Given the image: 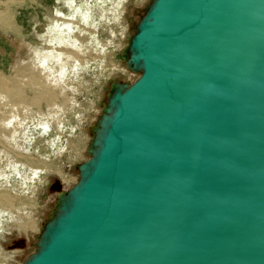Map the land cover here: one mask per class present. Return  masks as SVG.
I'll use <instances>...</instances> for the list:
<instances>
[{
	"label": "water",
	"instance_id": "obj_1",
	"mask_svg": "<svg viewBox=\"0 0 264 264\" xmlns=\"http://www.w3.org/2000/svg\"><path fill=\"white\" fill-rule=\"evenodd\" d=\"M129 52L141 74L20 264H264V0H155Z\"/></svg>",
	"mask_w": 264,
	"mask_h": 264
},
{
	"label": "rangeland",
	"instance_id": "obj_2",
	"mask_svg": "<svg viewBox=\"0 0 264 264\" xmlns=\"http://www.w3.org/2000/svg\"><path fill=\"white\" fill-rule=\"evenodd\" d=\"M80 1L75 0V6H78ZM121 1L124 2L123 6H117L121 8V16L124 15L123 18H119L120 22L114 20L112 14H109L112 18L111 21L105 20L103 24L106 25H99L98 27L86 25L85 22L77 18L73 23V27L78 40H75L73 35L68 41V38L63 37L61 33L52 30L54 18H70L74 12V9L69 7L65 0H0V129L3 121L8 116H12V122L15 119L22 118L20 123H15L17 129L14 133L11 132L9 135H3V132L0 133V137H3L7 147L3 148L0 145V184H3L6 175L15 174L13 165L15 162L19 163L15 153L23 152L28 160L34 158L32 160L34 165H38V159L43 157L46 159L56 154L55 151L50 152V141L56 136L54 129L50 130L49 134L47 132L43 133L39 122L47 121L52 126L51 128L55 125L58 129L64 130V134L69 137L83 134L80 137H75V139L82 140L84 143L75 145L76 150L70 149L72 152L70 154L67 150H64L61 157L56 163L54 162L55 165H52L54 168L51 167V169L63 171V177L56 176L54 182L58 190L53 191L48 187L49 184L37 183L38 186L30 191V196L36 195L40 198L38 199L37 212L34 213L38 227L44 221L42 215L45 207L52 203L54 196L60 193L59 187H64L63 184H66L63 178L68 175H78L79 181L82 178L83 166L81 165L92 157L99 144L97 134L90 140L88 152L85 153V150H81L85 147V143L89 141V135H87L89 128L94 123L97 131L102 130L113 110V104H110L109 98L115 90H122L130 82L128 73L122 74L120 77L109 73L110 71H120L121 65L123 66L126 63L124 58L129 57L130 38L133 35L131 28L135 33L141 17L155 0H150L149 3L140 6L133 5L135 0ZM125 2L128 3L125 4ZM127 23H129L128 26H126ZM90 29L94 32H89ZM120 29L124 30L121 31ZM111 30L116 32L114 35L112 34V45L109 44L108 48H102L97 44V41L102 44L106 43L111 38ZM59 36L63 41L53 43V37L57 39ZM73 41H75L74 45L71 44ZM120 41L121 43H119ZM55 47H65L67 49L64 51L62 62L66 64L68 69L64 67L59 69V61L52 56V53L56 52ZM105 50H108L107 54L104 53ZM46 53L49 56L42 61L48 63L45 68H41L40 63L42 61L39 60L38 54L43 56ZM104 65L108 67L104 68ZM133 67L136 69L138 66L134 64ZM59 71L68 72L59 75ZM44 72L45 76L47 74L50 76L58 75L59 82L57 86L47 88V80L45 82L30 80L32 75L39 78ZM106 76L118 81V85L111 91L103 87ZM99 91L102 92V96ZM29 162H21L24 170L31 168L32 165L28 164ZM12 180L11 178L7 185L3 184L0 187H7L12 193H16L15 189L12 188L14 186ZM41 182H44V180ZM36 189L40 191L37 192ZM26 193L27 191L24 192L25 195ZM50 194H53V196ZM49 197L52 199L50 200ZM20 210L26 212L28 207L23 205ZM56 216L57 213L53 212L52 215L45 217V221ZM10 221V219L4 220L5 228L0 230V233H5L6 227L9 225L11 228L8 230L13 231L10 236H15L18 234L19 224L13 220L11 223ZM14 223H16V226L13 225ZM29 234L36 235L35 239L30 244H27L25 239L21 241L23 243L20 244L22 250L16 251L15 257L5 260L3 263L17 264L20 261L24 262L39 250L41 243L40 245L38 243L41 236L36 234L35 231L26 235ZM16 245L14 243L13 247H17Z\"/></svg>",
	"mask_w": 264,
	"mask_h": 264
},
{
	"label": "bare ground",
	"instance_id": "obj_3",
	"mask_svg": "<svg viewBox=\"0 0 264 264\" xmlns=\"http://www.w3.org/2000/svg\"><path fill=\"white\" fill-rule=\"evenodd\" d=\"M109 1H111V2H109ZM65 2L67 3V5L69 7L74 9V12L71 14L70 18H65V17L62 19L60 17L54 18L53 19L54 25H53L52 30L54 32L56 31L58 33H61L63 37L68 38V41H70V37H72L73 35L75 36V40H78L77 39V33L74 32V27H73V23L77 18H79V20H81L82 22H85L86 25H92V26L98 27L99 25L105 26L106 24H103V21H105V20L111 21L112 18L114 20L120 22L119 18H123V16H124V15L121 16L122 15L121 14V8L117 7V6H120L124 3L121 0H118V1L117 0L116 1H114V0H81L80 3L78 4V6H75V3H74L75 0H65ZM114 2H116V4H114ZM149 2H150V0H135V1H133V5H136V6L139 5L140 6V5L147 4ZM127 3L128 2H125V4H127ZM133 7H132V9H133ZM128 12H129V10H128ZM59 14H61V12H59ZM109 14H112V18H110ZM59 22H61V23H59ZM128 25H129V23H127L126 26H128ZM119 26H120V24H119ZM123 30L124 29H122L121 31H123ZM126 30H127V27H126ZM89 32L92 33V32H94V30L90 29ZM110 32H111V38L106 43L102 44L101 42L97 41V44H99L102 48H108L109 47L108 45L111 44V41H113L112 34L114 35L116 32H114V30H111ZM131 33L133 34L132 28H131ZM120 35H122V34H120ZM61 41H63V40H61L60 36L57 39L55 37H53V39H52L53 43L54 42H61ZM115 42H113V43H115ZM74 43H75V41H73V43H71V44L74 45ZM119 43H121V41ZM55 49H56V52L52 53V56L56 57L57 60L59 61V63H60L59 69H62V67L68 69L66 64H64L62 62L64 51H66L67 49L65 47H55ZM107 51L105 50L104 53L107 54L106 53ZM48 56L49 55L47 53L43 56H40V54H38V58L40 61L48 58ZM128 59H129V57L124 58V60H126V63H124L123 66L121 65L120 71H110V73H109L110 75L115 74L117 77H120V75H122V74H126V73L129 74L130 82L124 88H122V90H120V91H123L126 87H128L131 83H133V81L136 80L139 77V74H141V72H142L141 64H136L138 67L135 69L133 67V64L131 63V61H128ZM47 63H48L47 61H44V62L42 61L40 63L41 68H45ZM106 67H108V66L104 65V68H106ZM65 72H68V71H59V75L60 74L64 75ZM105 72H107V71H105ZM57 76H58L57 74L53 75V76H50L49 74H47L45 76V72H44L43 75L39 76V78H36L35 76L32 75L30 77V80H35L36 82L37 81H44L45 82L47 80L46 87L52 88V87L57 86V84L59 82V78ZM98 84H99V82H98ZM117 85H118L117 79L113 80L110 78V76H106L105 80L103 81V87L109 91H111ZM99 94H101V96H102L101 91H99ZM112 107L114 109V105H112ZM112 112H113V110H112ZM88 115H89V113H88ZM14 118H16V117L14 116ZM12 119H13L12 116H8L4 120L5 122L3 121V124L1 125V129H0V133L3 132V135H9V133H11V132L14 133L16 131L17 127L15 125L20 123L22 118L15 119V120H13V122H12ZM89 123H90V121H89ZM39 125L41 126V130L43 133H46V132L48 133L50 130L54 129L56 136L54 137L53 140L50 139L51 141H54L53 143L50 141V143H51L50 152L55 151L56 154L53 155L52 157H48V158L45 157L46 159H44V157L41 159H38V165H34L33 161H32L34 158H31L30 160H28L23 152L15 153V155L17 156V159L19 161V163L15 162V164L13 165V170H14L15 174L11 173L9 175H6V178L2 183L4 185H7L10 182V179L12 178L13 179L12 181L14 183V186H12V188H13V190L15 189L16 193H12L9 189H7V187H3V188L0 187V230H3V228H5V226H4L5 224L3 223L4 220L10 219L11 221L13 220L17 224H19L18 234L15 236H13V235L10 236V234L13 231L8 230L11 228L9 225H7L5 233L4 232L0 233V264H7V263H3V262L5 260H9V259L15 257L16 251L22 250L20 247L21 246L20 244H23V243L21 241H24V239H25L26 243L30 244L35 239L36 235L32 236V234H29V235H31L29 237V235L28 236L26 235L27 233L35 231V233L38 234L39 236H41V239H42L43 233L45 231V225L47 224V221H45V217L49 216L50 214L52 215L53 212H56L57 215L61 212L62 203L69 198L71 189L74 187L75 183L79 181L78 175L77 176L68 175L67 177L63 178V180L66 182V184H63L64 187H59L60 193L57 196H54L52 203H50V204L48 203L49 205H47V207H45V211H43L44 214L42 213L43 214L42 216L44 217V221H42L41 224H39L40 226L38 227L34 213L37 212L36 211L38 209L37 205H39L38 199H40V198H39V196H36V195L30 196L29 194H30L31 189H33L34 187L36 188L39 183H43V184L46 183V184L50 185L48 187L53 189V191L55 189L58 190V187L55 185L54 182L56 180V176L60 175L63 177V171L51 169V167H53L52 165H55L54 162L56 163V161L61 157L62 152L64 150H67L70 154V153H72L70 151V149L76 150L75 145H80L83 142L82 140H76L75 139V137L82 136L83 135L82 133L77 135V136H74V137L72 136V134H70L72 137H69L67 134H64L65 133V132H63L64 130L62 131V130L58 129V127H55V125L53 128H51L52 126L49 125V123L47 121H41V122H39ZM107 125H108V119H107L106 124H104V127L102 128V130L97 131V128L95 127L94 123L91 124L92 127L90 126L89 132L87 133V135H89V141L87 139L88 142L85 143V147L81 148V150H85V153L88 152V150L90 149V143H91L90 140L92 138H94L95 135H97V134L99 137V142H98L99 143L98 147H99L104 128ZM67 131H68V129H67ZM75 132H77V131H75ZM51 135H53V134H51ZM12 137H14V136H12ZM0 145L3 146V148H7L5 145V142L3 141L2 136L0 137ZM97 151H98V148H97ZM96 152L93 155H95ZM40 157H42V156H40ZM70 160H72V159H70ZM27 161H30L28 164H31L32 166H31V168H29V170H24V166L22 163L27 162ZM5 174H7V173H5ZM42 179L44 180V182H41V181H43ZM51 180H53V182H51ZM3 184H0V185H3ZM25 191H27L26 195L24 194ZM39 191L37 190V192H39ZM50 195L53 196V194H50ZM49 199L51 200L52 198L49 197ZM49 199H48V201H49ZM23 205H26L28 207V211L23 212L22 210H20ZM44 206H45V204H44ZM11 221H10V223H11ZM16 223H14L13 225L16 226ZM14 243L17 244L16 245L17 247H13ZM20 263H22V262L20 261L17 264H20Z\"/></svg>",
	"mask_w": 264,
	"mask_h": 264
}]
</instances>
